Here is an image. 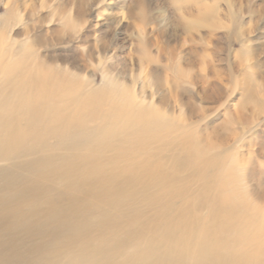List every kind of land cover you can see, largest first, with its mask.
Segmentation results:
<instances>
[{
    "label": "bare ground",
    "instance_id": "1",
    "mask_svg": "<svg viewBox=\"0 0 264 264\" xmlns=\"http://www.w3.org/2000/svg\"><path fill=\"white\" fill-rule=\"evenodd\" d=\"M8 54L0 42V264H264V171L232 159L238 133L176 128L116 54L100 84Z\"/></svg>",
    "mask_w": 264,
    "mask_h": 264
},
{
    "label": "rangeland",
    "instance_id": "2",
    "mask_svg": "<svg viewBox=\"0 0 264 264\" xmlns=\"http://www.w3.org/2000/svg\"><path fill=\"white\" fill-rule=\"evenodd\" d=\"M125 1L0 0L5 63L45 66L58 79L65 72L55 70L84 68L100 84L101 62L116 54L111 70L173 111L176 128L206 142L238 133L232 159L264 171V111L246 101L253 93L264 105V0Z\"/></svg>",
    "mask_w": 264,
    "mask_h": 264
}]
</instances>
